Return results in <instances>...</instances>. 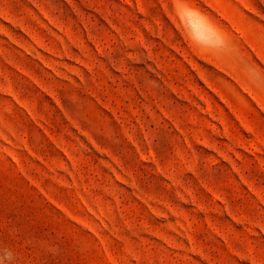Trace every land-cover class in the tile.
Wrapping results in <instances>:
<instances>
[{
	"label": "rangeland",
	"instance_id": "374dc122",
	"mask_svg": "<svg viewBox=\"0 0 264 264\" xmlns=\"http://www.w3.org/2000/svg\"><path fill=\"white\" fill-rule=\"evenodd\" d=\"M0 264H264V0H0Z\"/></svg>",
	"mask_w": 264,
	"mask_h": 264
},
{
	"label": "clouds",
	"instance_id": "9594fccd",
	"mask_svg": "<svg viewBox=\"0 0 264 264\" xmlns=\"http://www.w3.org/2000/svg\"><path fill=\"white\" fill-rule=\"evenodd\" d=\"M190 23L192 26V31L196 35L197 39L201 38V33H213L216 36H219V30L216 29V26L202 14L198 13L195 9H190ZM220 42L223 43V37L219 36Z\"/></svg>",
	"mask_w": 264,
	"mask_h": 264
}]
</instances>
